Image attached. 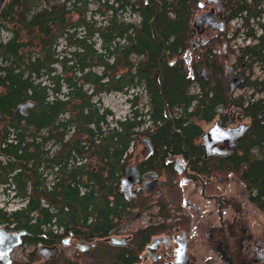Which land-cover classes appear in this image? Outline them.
I'll use <instances>...</instances> for the list:
<instances>
[{"label":"trees","instance_id":"1","mask_svg":"<svg viewBox=\"0 0 264 264\" xmlns=\"http://www.w3.org/2000/svg\"><path fill=\"white\" fill-rule=\"evenodd\" d=\"M157 1L156 31L172 66L161 61L163 45L150 32L155 8L143 0H6L0 10V113L10 121L0 143V188L22 202L13 211L0 208V227L27 231L22 246L60 245L65 237L93 244L115 234L127 219L119 183L141 126L149 120L159 126L152 139L157 148L180 146L179 137L170 133L164 104L187 144L186 136H197V123L210 122L218 107L244 108L252 120L240 144L246 151L226 164L249 168L244 178L264 211V0H219L222 11L217 17L224 21V32L235 22L233 38L241 35L246 42L232 66L244 77L239 88L260 96L246 100L245 107V100H231L226 57L215 51L224 32L193 49L188 65L182 58L191 48L192 20L202 0ZM124 14L136 15L138 21ZM255 68L262 78L251 79ZM192 86L198 94L190 93ZM139 88L151 112L138 110V95L129 101L131 113L122 121L102 109L99 96ZM27 100L36 106L21 117L15 107ZM185 122L189 125L183 129ZM106 246L100 243L80 255L96 264L131 260L123 252L110 256ZM97 250L99 257L93 255ZM26 259L12 264L41 260L36 251Z\"/></svg>","mask_w":264,"mask_h":264},{"label":"flooded vegetation","instance_id":"2","mask_svg":"<svg viewBox=\"0 0 264 264\" xmlns=\"http://www.w3.org/2000/svg\"><path fill=\"white\" fill-rule=\"evenodd\" d=\"M203 2V9H199L202 11L200 15L212 12L215 20L224 24V21L217 17V13L222 11L220 1V12L206 0ZM224 30L225 24L222 32ZM203 31L204 37L209 32L222 33L215 29L208 30L207 26H204ZM195 38L196 31L193 39ZM192 41L190 51L200 46L192 48ZM224 53L225 51H222L221 55ZM190 55V52L188 56L185 54L187 65L192 58ZM172 62L174 64V61ZM194 87L192 86L190 91ZM218 108L223 110L221 115L217 114ZM218 108L210 122L201 121L209 125L206 131L197 124L200 133L193 138L186 136L189 146L185 142V136L175 128L168 108L170 120L166 118V114L165 119L171 123L170 133L179 137V147L157 148L152 139L156 136L159 126H154L151 120L141 126V134L136 136L138 139L135 138L127 156L128 165L136 168L138 181L134 184L128 200L120 192L127 206V219L124 221L127 228L119 236L115 233L94 241V249L103 243L107 245L110 256L123 252L126 258L131 257V260L124 264H264V211L255 202L256 191L251 190L244 178L249 168L242 164L231 167L226 164L228 158L234 156L239 159L246 151L245 148H240L246 134L228 154H225L226 142H217L214 149L209 150L214 155L208 158L202 147L201 137L211 128H216L218 133L228 132L244 124L237 122L236 117L230 118L223 106ZM233 110H240L234 114L245 116L247 133L251 118L245 115L244 108L232 106L230 113ZM147 111H150L149 108L145 113ZM187 125L189 122H185L181 128ZM6 132L0 128V143ZM139 138L149 139V146L140 143ZM147 176H151L155 185L150 193L144 191L148 182ZM161 207H165L164 213L160 212ZM150 208L156 209L154 215L146 214ZM142 214L147 217H142ZM139 219L143 223L141 227L136 226L140 224ZM110 237L126 240L127 246H110L105 242ZM78 243L89 244L68 237L62 240L58 247L59 250L68 247H74L76 250Z\"/></svg>","mask_w":264,"mask_h":264},{"label":"water","instance_id":"3","mask_svg":"<svg viewBox=\"0 0 264 264\" xmlns=\"http://www.w3.org/2000/svg\"><path fill=\"white\" fill-rule=\"evenodd\" d=\"M5 1L6 0H0V10L2 9ZM143 1L146 6L155 8V17L150 23V32H151L153 40L160 42L163 45L161 61L171 66L173 65V62H169L167 53L164 49L165 44L161 40V38L158 36L157 31H156V16L160 12V3L157 0H143ZM206 2L209 4H212L215 7L217 12L221 11L219 0H206ZM203 7H204V2H200L198 4V9L201 10L203 9ZM204 26H207L208 30L215 29L218 32H222L224 29V24L222 22H217L212 12L205 13V14L195 17L192 21V28L196 31L197 38L193 39L192 48H195L199 45L205 46L207 44L208 40L203 36ZM222 51L223 52L225 51V45H223ZM188 55H189V52H187V56ZM186 62L188 63V59H186ZM224 74H225L226 81L228 83L229 94L231 95L244 82V78L243 76L236 74L232 66H224ZM202 76L204 77V79H207L208 74L206 73V71L204 70L202 71ZM158 83H159V89H160V96L163 98V93H162L163 80H162L161 73L158 78ZM35 106H36L35 102L31 100H27V101H24L23 103L17 104L15 109L21 117H27L28 112L34 109ZM164 108H165L166 118L170 120L165 104H164ZM236 111L240 112V110H236ZM236 111L235 110L231 111L230 118H233V115ZM222 112L223 110L221 108L217 109L218 115H221ZM1 120H2V116L0 114V121ZM247 130H248V126L246 125H239L238 127L229 130L231 131V132L228 131L229 133L224 132V131H220L218 133V130L216 128H211L208 132L204 133L201 137L203 141L202 147L206 151V157L208 158L214 155V153L209 152V150L212 149L217 142H221V141L227 143V151L225 154H228L230 150L236 147V143L244 137ZM135 138L138 139L137 137ZM139 142L144 143L148 146L150 144L148 139H140ZM217 154H220V153H217ZM127 171L131 179L133 181H136L135 169L132 167H128ZM146 178H148V182L144 186V191L145 193H150L153 190L155 185H154V182L152 181L151 176H147ZM128 182H129L128 179L124 177L123 179L120 180V184H119L120 192L124 194V198L126 200L130 198L131 196L130 193L132 190V182L131 183H128ZM27 236H29V234L25 230L8 231L5 228L0 227V264H12L13 252L22 246L23 239ZM105 242H108V244H110V246H113V247L127 246L126 240L117 239L114 237H110L106 239ZM95 245H96L95 243L93 244L80 243L79 245L76 246V249L80 252H86L89 249H93ZM36 253L38 257L41 259V261H44V262L45 261H55L58 258L60 250L57 245L44 246L42 244H39L37 246Z\"/></svg>","mask_w":264,"mask_h":264},{"label":"rangeland","instance_id":"4","mask_svg":"<svg viewBox=\"0 0 264 264\" xmlns=\"http://www.w3.org/2000/svg\"><path fill=\"white\" fill-rule=\"evenodd\" d=\"M205 0H202L200 2H203ZM90 8L94 9V5L91 4ZM202 11H200L197 7L194 13V17H197L201 14ZM125 19H129L131 21H138V17L136 15L133 14H124ZM194 19V18H193ZM193 21V20H192ZM238 29V26L236 25L235 22L230 23L229 27L226 29V31L224 32V37H219L218 33L215 32H209L205 35V38L207 40H211L214 39L215 37H219V40L222 42L219 46L215 47V51L217 54L221 55L222 54V49H223V45H225V53L221 56H225L226 58H223V65L224 66H233V62H234V55L237 52V50L242 47L245 43H244V38L240 35L238 36V38H233V34L235 33V31ZM242 34V33H241ZM3 40H6L8 38V35L6 33L2 34ZM195 37V36H194ZM63 44H61L62 46ZM61 48V47H60ZM190 52V56L192 57V51H187ZM186 52V53H187ZM185 53V54H186ZM231 53L233 55H231ZM185 54L182 56L183 59H186ZM238 73V72H237ZM263 75L261 74L260 70L258 68H255L254 72H253V76L251 77V79H257V78H262ZM191 93H196L197 89L196 87L192 88V90L190 91ZM254 92L251 89L248 88H237L235 92H233L231 96V100H236V101H240L242 102V100L246 101V100H250V98H248V96L250 97L251 95H253ZM138 95L140 101H139V106H138V110H140L142 113H145V111L147 110V105H148V98L145 94V92L139 88V89H135L133 91H128L127 94H118V93H112V94H107V95H101L99 96L100 99V104L102 109H107L111 112L112 114V119L114 121H122L125 119V117H127L130 113H131V104H130V100H132V97ZM260 96L254 94V100H257ZM241 99V100H240ZM246 105V103H245ZM244 105V106H245ZM241 109V108H240ZM226 113L228 114V116H230V110L231 107L226 108ZM1 114V113H0ZM240 115V114H239ZM236 114L233 115V117H236L237 122H241L244 123L245 125H247V121H245V116H239ZM2 116V114H1ZM217 118V117H216ZM146 121L147 119L144 118ZM3 120V121H2ZM2 124H0V128L1 130H6V131H10L9 128V119L7 117H3L2 116ZM108 122L111 123V126H113V122L111 121V117H108ZM202 130L206 131L207 128L209 127L208 124H205L203 122H198L197 123ZM9 139H11V137L9 136ZM1 148V147H0ZM255 153V152H254ZM4 158H0V161H3ZM48 173V172H47ZM52 177L48 175V179L49 181H51ZM22 205V202L19 199H13V193L8 192L7 194H4L2 192V189L0 188V208L5 209L6 211H13L16 210L18 208H20ZM155 208H150L147 210L146 214L147 215H154L155 214ZM137 212V211H136ZM140 212H142V210H140ZM146 214H142L144 218L147 217ZM140 224H137V227H141L143 226L142 220L139 219ZM126 225L124 226V222H122L116 232V235L119 236L122 233H124V231L126 230ZM11 231V230H9ZM116 236V237H117ZM64 239H67L66 237ZM63 239V240H64ZM75 241V240H74ZM80 243H78L77 245H79ZM58 246V245H57ZM37 250V246L32 248V247H28V246H21L20 248L16 249L13 254H12V262L17 263V262H27L26 260V256L28 253L36 251ZM97 252V256H98V250L93 252V255H95ZM81 252L78 250H75L74 247H68V248H64L60 250L59 256L57 258V261L54 264H96L90 260H85V258L88 257L84 256V255H80ZM88 254V253H87ZM37 255V253H36ZM99 257V256H98ZM44 264L41 260L40 261H36V263L34 264Z\"/></svg>","mask_w":264,"mask_h":264},{"label":"bare ground","instance_id":"5","mask_svg":"<svg viewBox=\"0 0 264 264\" xmlns=\"http://www.w3.org/2000/svg\"><path fill=\"white\" fill-rule=\"evenodd\" d=\"M235 91H236V90H235ZM235 91H234V92H235ZM197 94H198V93H197ZM232 94H233V93H232ZM256 94H257V93H256ZM251 96H253V98H254V95H251ZM248 98H249V96H248ZM253 98L251 99V101H252V100L254 101ZM263 113H264V111H263ZM263 113H262L261 115H263ZM263 116H264V115H263ZM243 125H244V124H243ZM246 126H247V125H246ZM139 139H140V138H139ZM148 140H149V139H148ZM149 141H150V140H149ZM128 167H132V168H134L135 171H136V168H135V167H133V166H129V165H128ZM128 167H126V168L128 169ZM127 169H126V171H125V176H124V177H126V178L128 179V181H129L128 183H131L133 180H132L131 177L129 176ZM130 174H131V173H130ZM124 177H123V178H124ZM123 178H122V179H123ZM137 181H138V174H137V171H136V181H133V182H132V188H133L134 184H135ZM131 191H132V190H131ZM58 256H59V255H58Z\"/></svg>","mask_w":264,"mask_h":264}]
</instances>
